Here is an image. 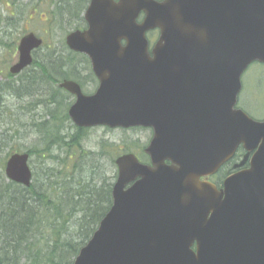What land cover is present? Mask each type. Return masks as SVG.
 <instances>
[{"label":"water","instance_id":"95a60500","mask_svg":"<svg viewBox=\"0 0 264 264\" xmlns=\"http://www.w3.org/2000/svg\"><path fill=\"white\" fill-rule=\"evenodd\" d=\"M83 17L87 27L65 43L88 57L98 86L85 94L58 83L74 97L68 117L152 136L150 164L115 159L111 206L72 264H264V120L235 107L242 73L264 63V0H90ZM41 44L21 36L9 72L29 66ZM239 145L252 151L247 168L220 191L200 180ZM4 173L28 186L29 154L12 153Z\"/></svg>","mask_w":264,"mask_h":264},{"label":"trees","instance_id":"16d2710c","mask_svg":"<svg viewBox=\"0 0 264 264\" xmlns=\"http://www.w3.org/2000/svg\"><path fill=\"white\" fill-rule=\"evenodd\" d=\"M88 1L56 0L48 21L53 24L55 17V22L63 19V23L68 26L73 23L77 25L74 28H78L85 23L82 12ZM10 2L20 7L19 0ZM17 11L15 17L21 18L24 10ZM4 23L7 29L0 27V55L12 57L20 37L16 35L18 25L10 17ZM50 28L44 26L43 31ZM61 39L62 46L56 44L50 52L39 56L37 52L48 47L43 41L34 52L30 66L16 75L7 73L8 78L0 82V103L6 91L19 99L28 96L32 99L40 92L42 98L29 102L27 108L31 111L39 105L46 107H41L43 113L30 122L39 136L38 143L24 151L29 154L32 169L28 186L8 180L4 175L7 156L18 149L11 147L5 155L0 154V264H71L111 205L113 182L100 178L101 183H95L98 168L95 159L100 153L84 149L82 141L89 129L71 123L67 109L72 96L58 87L64 79H73L83 86L79 71L75 70L78 62L75 59L82 56L89 61L86 56L69 50L64 37ZM3 112L9 119L7 111L0 109L1 115ZM17 119L12 117L11 120L17 122ZM13 135L7 134L10 139ZM108 149L112 146L101 145V151ZM122 152L128 151L122 149ZM33 156L43 166L42 175L33 166ZM116 156L110 159L113 166Z\"/></svg>","mask_w":264,"mask_h":264},{"label":"rangeland","instance_id":"374dc122","mask_svg":"<svg viewBox=\"0 0 264 264\" xmlns=\"http://www.w3.org/2000/svg\"><path fill=\"white\" fill-rule=\"evenodd\" d=\"M55 2L56 0H19L18 4L20 5V8L18 6H14L13 3L10 2V0H0V27L3 25L4 28L7 29V27L5 26L6 24L4 23L7 17H10L12 20L15 19V22L17 23L19 28V30L17 28L16 35L22 36V34L32 31L37 36L43 38L45 45L47 44L48 47H43L39 52H37L40 54H38L39 56H43L45 53L50 52L56 44L62 46L60 44L62 41L61 38L65 37L67 32L74 29L76 25L72 23L68 26V23H63V19H60L59 22H55V17L53 20V24L51 23V20L48 21L47 17H49L50 15L49 11L54 8ZM17 9L24 10L21 18L15 17L18 14ZM35 9L37 13L34 12ZM30 16H32V18H30ZM33 16H35V18ZM84 25H81L79 27H83ZM44 26H48L49 28L51 26L52 28L47 31H43ZM149 38L152 41L155 38V35L149 34ZM62 53L63 55H65L66 51L63 50ZM35 55H33V57ZM17 56L18 52L16 50V45L12 57H9V55H0V82H3L6 78H8L7 73H9V66L17 59ZM7 57L8 59L4 61V59ZM39 58L41 60H46L45 57ZM48 58L49 57H47V59ZM78 58H80V62ZM76 60L78 62L76 63L75 70L76 72L79 71V73L77 74L79 80L83 82L84 91L91 92L94 89L96 83L94 78L91 76L89 62H86L82 56L77 57L75 61ZM34 95L36 97L32 99L29 96L28 98L25 97L19 99L16 97V95L11 94V91L2 93V97L4 100L3 103H0V109H5L8 113V116H11V119L12 117H18L17 122H13L10 119V116L9 119L5 118L6 112L2 113L3 116L0 113V154H2V156L5 155V153H7L11 147L17 148V152H24L27 148L32 147L38 143L37 138L39 135L36 131H34V127L30 125V122L34 118H37L38 114L43 113L41 107H43L44 109H46V107L43 105H39L36 106L35 109L29 111V109L27 108L29 107L28 103L31 101H35L37 98H42L40 92H36V94ZM69 100H71L70 97ZM237 107L242 109L253 119L260 120L264 117L263 63L253 62L243 72L241 76V90L237 98ZM20 123L24 124L20 125ZM8 133H14L11 139L7 136ZM150 137L151 131L149 128H90L86 134L84 141H82V144L85 150L100 153V155H98L99 157L95 159V165L96 167H98L95 169V175L97 176V180H95V183L100 184V178L102 181L105 178L109 183L114 181L113 179H115L116 176V167L112 165L110 159L113 158L114 155L121 154L122 149L138 153L144 159L145 156L142 155L143 148L148 143ZM102 144H109L110 146H112V149H108L106 150V152L105 150L101 151ZM34 157L36 156H33L31 158L34 163L33 166L37 168L38 174L42 175L43 166H40V160Z\"/></svg>","mask_w":264,"mask_h":264},{"label":"flooded vegetation","instance_id":"af4514ba","mask_svg":"<svg viewBox=\"0 0 264 264\" xmlns=\"http://www.w3.org/2000/svg\"><path fill=\"white\" fill-rule=\"evenodd\" d=\"M158 32L157 30L154 31V35L155 37L157 36ZM91 76L94 78V75L91 73ZM96 85H97V81L94 78ZM95 90V89H94ZM264 118V117H263ZM144 149V148H143ZM129 153H134L135 156L138 158L139 161H141L142 163L145 164H149V157L148 155L144 152H142V155L145 156V158L143 159V157L135 152L132 151H128ZM252 152H250L249 154H246V150L242 147L239 146L237 147L236 151L233 153L232 157L226 161L225 163H223L215 172L206 175V176H201L200 180L201 181H206L211 183L212 185H214V187L220 191L223 187V182L224 180L230 176L231 174L238 172L242 169H245L249 166V159L251 156ZM243 161V163H241ZM196 247V243H193L192 248L194 249ZM217 260H224V259H217L214 258V261ZM242 259H225V263L226 264H235L237 263V261H241ZM212 264H221V263H212ZM243 264V262H242Z\"/></svg>","mask_w":264,"mask_h":264},{"label":"bare ground","instance_id":"6f19581e","mask_svg":"<svg viewBox=\"0 0 264 264\" xmlns=\"http://www.w3.org/2000/svg\"><path fill=\"white\" fill-rule=\"evenodd\" d=\"M1 99H3V97L1 96ZM4 100V99H3Z\"/></svg>","mask_w":264,"mask_h":264}]
</instances>
